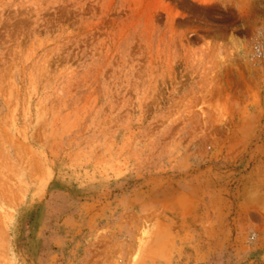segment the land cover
Here are the masks:
<instances>
[{"label": "rangeland", "instance_id": "1", "mask_svg": "<svg viewBox=\"0 0 264 264\" xmlns=\"http://www.w3.org/2000/svg\"><path fill=\"white\" fill-rule=\"evenodd\" d=\"M0 264H264V0H0Z\"/></svg>", "mask_w": 264, "mask_h": 264}]
</instances>
